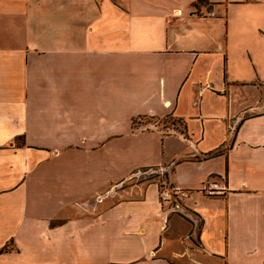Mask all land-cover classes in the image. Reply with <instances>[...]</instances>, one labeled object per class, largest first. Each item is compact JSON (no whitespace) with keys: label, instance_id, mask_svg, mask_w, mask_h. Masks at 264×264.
I'll return each mask as SVG.
<instances>
[{"label":"crops","instance_id":"obj_1","mask_svg":"<svg viewBox=\"0 0 264 264\" xmlns=\"http://www.w3.org/2000/svg\"><path fill=\"white\" fill-rule=\"evenodd\" d=\"M0 264H264V0H0Z\"/></svg>","mask_w":264,"mask_h":264},{"label":"built area","instance_id":"obj_2","mask_svg":"<svg viewBox=\"0 0 264 264\" xmlns=\"http://www.w3.org/2000/svg\"><path fill=\"white\" fill-rule=\"evenodd\" d=\"M143 170L157 173V199L160 205L165 202H169L172 199H185L188 197L190 190L170 182L165 167L159 166L155 168V170L152 168H144ZM137 172L138 170L133 172L131 175L133 176ZM197 191L209 196L220 195L225 191V187L224 185H218L215 180H204L197 188Z\"/></svg>","mask_w":264,"mask_h":264},{"label":"rangeland","instance_id":"obj_3","mask_svg":"<svg viewBox=\"0 0 264 264\" xmlns=\"http://www.w3.org/2000/svg\"><path fill=\"white\" fill-rule=\"evenodd\" d=\"M148 118L142 119V121H145ZM155 122L158 123V125H161L162 127H173V128H178L179 129V122L176 120H173L172 118H165L162 120H155ZM155 170V168H152ZM157 173L156 172H151V171H146L143 169H139L138 172L131 176L129 179H127L123 185H130L131 183L134 182H154L156 185V180H157ZM156 193H157V187H156Z\"/></svg>","mask_w":264,"mask_h":264}]
</instances>
